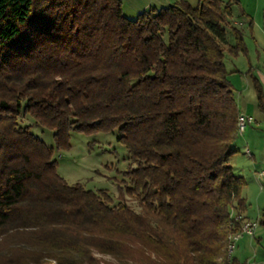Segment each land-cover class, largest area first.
Masks as SVG:
<instances>
[{"label": "trees", "instance_id": "16d2710c", "mask_svg": "<svg viewBox=\"0 0 264 264\" xmlns=\"http://www.w3.org/2000/svg\"><path fill=\"white\" fill-rule=\"evenodd\" d=\"M225 53L246 44L221 0L134 18L120 0H0V264H246L227 252L247 204L227 163L239 112ZM70 130L117 132L118 192L138 210L57 173Z\"/></svg>", "mask_w": 264, "mask_h": 264}, {"label": "rangeland", "instance_id": "374dc122", "mask_svg": "<svg viewBox=\"0 0 264 264\" xmlns=\"http://www.w3.org/2000/svg\"><path fill=\"white\" fill-rule=\"evenodd\" d=\"M237 17L240 18L241 14L234 7L231 20H236ZM244 59V56L240 55L239 61L245 63ZM253 60L257 62L256 59ZM239 61L228 53L224 54L227 70H231L235 65L238 68L240 66ZM243 95V105L248 103L256 116L243 133L237 132L231 145L235 152L228 158L227 163L232 166L234 175L244 179L245 185L242 194L246 197L247 211L249 210L246 211V215L255 221V218L264 208V180H259L257 176L258 172L264 168V116L256 108L255 93L251 84ZM18 121L22 126H30L31 131L40 137L47 146L52 147L54 145L53 132L50 129L40 126L28 115L19 116ZM69 135L70 147L54 150L53 153V158L57 162V173L68 184L81 183L85 189L92 191L105 189L110 194L114 204L119 199H123L133 209L138 210L135 200H132L125 193L119 194L118 192V186L124 184L121 172L127 169L129 161L124 146L116 140L117 132L86 133L70 130ZM254 232V235L262 236L260 234L264 232V228L257 224ZM252 237L253 235L245 234L238 238L237 242H234L235 246L231 254L241 258L256 255V260L264 259V236H262L260 243L254 241ZM96 256L100 257L98 254ZM104 257L107 260L110 259L107 256Z\"/></svg>", "mask_w": 264, "mask_h": 264}, {"label": "crops", "instance_id": "0c3cea01", "mask_svg": "<svg viewBox=\"0 0 264 264\" xmlns=\"http://www.w3.org/2000/svg\"><path fill=\"white\" fill-rule=\"evenodd\" d=\"M120 1L122 5L123 14L128 18H134L139 12L143 10H147L149 8L159 9L161 7H165L170 4L176 3L180 0H120ZM184 1L188 2L193 7H195L198 2V0H184ZM221 1L223 3L230 4L231 19L234 13V7H236L239 10V13L241 14L240 18L237 17L236 20H231V24L242 30L244 42L246 44V53L239 54L238 56L234 57V59L239 61L240 55H242L245 58L244 59L245 63L239 61L240 66L238 68L235 65L231 70H227L229 72L228 79L230 80L232 86L235 89V101L237 104L239 114L249 115L255 119L256 115L253 114L252 107L248 106V103L244 104L245 105L244 106L243 105L244 102L242 98L244 97L243 93L247 90L250 84L252 85L250 74L247 72L248 70L252 75H254L259 80L261 86L262 84H264V73H262V66H264V0H221ZM253 59H256L257 62H255V60ZM262 88H264V86H262ZM255 103H256V94H255ZM259 180L261 179L259 178ZM244 199L245 202L248 203L246 201V197H244ZM246 211H247V206L245 210L238 213V216L240 217L241 220H251V218H249L246 215ZM260 213L255 218L256 220L259 217ZM232 215L235 216L234 211L232 212ZM254 234L252 239L258 243L262 242V236H264V232L260 234L262 236H256ZM249 242L251 243V241ZM233 256L238 258L240 261H245L246 264H264V259L260 258L256 260L255 257L256 255L253 257L245 256V258H241L236 255Z\"/></svg>", "mask_w": 264, "mask_h": 264}, {"label": "bare ground", "instance_id": "6f19581e", "mask_svg": "<svg viewBox=\"0 0 264 264\" xmlns=\"http://www.w3.org/2000/svg\"><path fill=\"white\" fill-rule=\"evenodd\" d=\"M242 123H244V114H239L237 118V132L240 133L241 128H242ZM261 179V176H259ZM244 228H251V220H245L242 222L241 229L239 232H237L235 235H228V245H227V250L228 253L231 254L234 249V242L236 239L240 238L242 236V232H244Z\"/></svg>", "mask_w": 264, "mask_h": 264}, {"label": "built area", "instance_id": "2783aa9c", "mask_svg": "<svg viewBox=\"0 0 264 264\" xmlns=\"http://www.w3.org/2000/svg\"><path fill=\"white\" fill-rule=\"evenodd\" d=\"M262 73H264V66H262ZM253 118L249 115H245L244 114V123H242V128L240 133H242L245 128L251 124V122H253ZM257 176H261V180H264V168H262L259 172ZM238 219H240L239 217H237ZM242 221V220H241ZM257 226V220H251V228H244V232H242V235H249L252 236L254 234V229Z\"/></svg>", "mask_w": 264, "mask_h": 264}]
</instances>
